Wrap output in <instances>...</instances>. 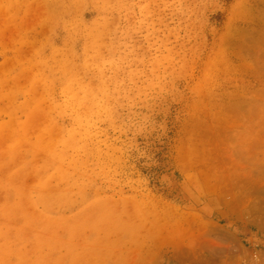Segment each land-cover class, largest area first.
I'll list each match as a JSON object with an SVG mask.
<instances>
[{"label":"rangeland","instance_id":"1","mask_svg":"<svg viewBox=\"0 0 264 264\" xmlns=\"http://www.w3.org/2000/svg\"><path fill=\"white\" fill-rule=\"evenodd\" d=\"M0 204V264H264V0H0Z\"/></svg>","mask_w":264,"mask_h":264},{"label":"bare ground","instance_id":"2","mask_svg":"<svg viewBox=\"0 0 264 264\" xmlns=\"http://www.w3.org/2000/svg\"><path fill=\"white\" fill-rule=\"evenodd\" d=\"M2 6H3V5H2ZM233 10H234V9H233ZM257 23H258V22H257ZM261 25H262V24H261ZM238 39H239V38H238ZM236 42H237V41H236ZM230 51H231V50H230ZM218 58H219V57H218ZM210 61H211V60H210ZM206 66H207V65H206ZM206 66H205V67H206ZM217 66H218V65H217ZM206 69H207V68H206ZM229 77H230V76H229ZM236 79H237V78H236ZM220 86H221V85H220ZM215 88H216V87H215ZM218 88H219V87H218ZM2 92H3V91H2ZM234 92H235V91H234ZM230 96H231V95H230ZM235 98L237 99V96H236V95H235ZM231 99H232V96H231ZM233 100H234V99H233ZM249 100H250V99H249ZM229 102H230V101H229ZM237 102H238V101H237ZM230 103H231V102H230ZM248 103H249V102H248ZM233 104H234V106H235L236 101L233 102ZM228 105H229V104H228ZM226 107H227V106H226ZM228 107L230 108V105H229ZM225 109H227V108H225ZM249 110H250V109H249ZM222 111H223V110H222ZM248 112H249V111H248ZM249 113H251V112H249ZM249 113H248V114H249ZM250 116H251V115H250ZM250 118H251V117H250ZM250 118H249V120H250ZM249 120H248V121H249ZM250 122H251V120H250ZM251 123H252V122H251ZM249 127H250V126H249ZM248 131H249V130H248ZM169 136H170V135H169ZM174 138H175V137H174ZM169 143H170V142H169ZM166 145H167V149L169 150V146H170V145H169V144H166ZM28 147H29V145H28ZM170 149H171V148H170ZM185 149H186V148H185ZM187 149H188V148H187ZM248 149H249V148H248ZM168 150H167L166 152H164V153L168 154ZM203 150H204V149H203ZM11 152H12V151H11ZM183 152H184V151H183ZM187 152H188V150H187ZM166 154H165L164 157H168V156H166ZM185 155H186V154H185ZM201 156H202V155H201ZM3 157H4V156H3ZM164 160H165V159H164ZM166 162L168 163V160H167ZM199 164H200V163H199ZM200 166H201V165H200ZM204 166H205V165H204ZM204 168H205V167H204ZM171 171H172V170H171ZM205 171H206V170H205ZM205 171H204V172H205ZM206 173H207V172H205V176L208 175L209 172H208L207 174H206ZM208 176H209V175H208ZM203 177H204V176H203ZM207 178H208V177H207ZM173 181H175V180H173ZM172 184H173V183H172ZM171 187H172V186H171ZM200 188H201V187H200ZM161 189H162V188H161ZM170 189H171V188H170ZM211 192H212V191H211ZM183 196L185 197V195H183ZM185 198H186V197H185ZM1 204H2V203H1ZM1 204H0V205H1ZM168 205H169V204H168ZM171 207H172V206H171ZM119 209H120V207H119ZM171 221H172V220H171ZM181 225H182V224H181ZM182 226H183V225H182ZM182 228H183V227H182ZM182 228H181V229H182ZM179 230H180V229H179ZM183 231H184V230H183ZM209 231H210V230H209ZM210 232H211V231H210ZM178 234H179V233H178ZM204 235H205V234H204ZM178 238H179V237H178ZM175 239H176V238H175ZM211 240H212V239H211ZM211 240L209 239V241H211ZM173 241H174V240H172V242H173ZM206 241H207V240H206ZM209 241H207V242H209ZM174 242H175V241H174ZM176 242H177V241H176ZM203 242H204V241H203ZM204 243H206V242H204ZM209 244H212V242L209 243ZM214 244H215V243H214ZM202 245H203V243H202ZM200 246H201V245H200ZM216 246H218V244H217ZM181 247H182V246H181ZM205 250H206V249H205ZM178 253H179V252H178ZM256 255H257V257H258V254H256ZM256 255H254V256L256 257ZM254 256H253V257H254ZM262 259H264V258H262ZM260 260H261V259H260ZM244 261H245V260H244ZM244 261H243V262H244ZM261 261L263 262V260H261ZM200 262H201V261H200ZM246 262H247V261H246ZM251 262H252V261H251ZM262 262H261V264H262ZM236 263H237V262H236ZM249 263H250V262H249ZM249 263H248V264H249ZM203 264H204V263H203ZM237 264H238V263H237Z\"/></svg>","mask_w":264,"mask_h":264},{"label":"built area","instance_id":"3","mask_svg":"<svg viewBox=\"0 0 264 264\" xmlns=\"http://www.w3.org/2000/svg\"><path fill=\"white\" fill-rule=\"evenodd\" d=\"M241 264H248V262H242ZM254 264H256V263H254Z\"/></svg>","mask_w":264,"mask_h":264}]
</instances>
